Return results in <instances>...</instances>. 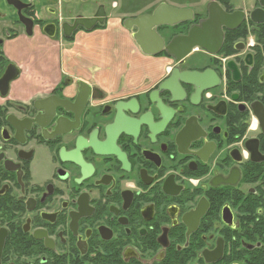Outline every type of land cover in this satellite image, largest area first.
Instances as JSON below:
<instances>
[{"label": "flooded vegetation", "instance_id": "1", "mask_svg": "<svg viewBox=\"0 0 264 264\" xmlns=\"http://www.w3.org/2000/svg\"><path fill=\"white\" fill-rule=\"evenodd\" d=\"M97 32L134 87L73 75ZM0 264H264V0H0Z\"/></svg>", "mask_w": 264, "mask_h": 264}, {"label": "crops", "instance_id": "2", "mask_svg": "<svg viewBox=\"0 0 264 264\" xmlns=\"http://www.w3.org/2000/svg\"><path fill=\"white\" fill-rule=\"evenodd\" d=\"M119 28V25L113 26ZM117 41L106 32L78 35L70 45L67 59L69 67L75 77H83L106 92H116L122 89L121 85L134 87L135 78L139 77V70L126 73L124 66L108 63L107 51L114 47ZM100 51L103 53L100 54ZM91 54V55H90ZM86 55L88 59L86 60ZM133 73V74H132ZM126 76V77H125ZM124 87V86H123Z\"/></svg>", "mask_w": 264, "mask_h": 264}, {"label": "water", "instance_id": "3", "mask_svg": "<svg viewBox=\"0 0 264 264\" xmlns=\"http://www.w3.org/2000/svg\"><path fill=\"white\" fill-rule=\"evenodd\" d=\"M191 15H192L191 10L170 9L169 14H168L169 20L162 21L161 20L162 14L159 11H157L152 16L140 17L138 19H135L132 23L138 27H142V26L147 27L150 32H153L156 35V31H154V28H156L158 26H162V25H168V26L174 27V26L179 25L181 23L191 21L192 20ZM87 21L88 20H86V22ZM126 25L128 27L130 26L129 21H126ZM211 25H212V23L209 21L207 24L203 25V28H209ZM90 28L91 27H88V29H90ZM196 33H197V27H194L190 30V33L188 36L174 38L172 40V42L165 48V51L167 52V54L171 58L175 59L177 62H180V61L186 59L190 54H192L193 50L197 47H200V48H202V49H204L210 53L211 49L208 45L203 44V43H197L196 41H194V39L196 38L195 37ZM185 43L187 46L183 47V44H185ZM139 44L141 45L140 42H139ZM141 47L143 48L145 54H148L151 56H157L160 53V51H158V50L154 51V52L146 51L145 48L143 47V45H141ZM177 73H178V71H176L175 74L177 75ZM192 75H194V74H192ZM192 75L184 74V75L180 76V79L182 81H184L187 78H190ZM83 86L85 88L92 89L91 85L86 84Z\"/></svg>", "mask_w": 264, "mask_h": 264}, {"label": "rangeland", "instance_id": "4", "mask_svg": "<svg viewBox=\"0 0 264 264\" xmlns=\"http://www.w3.org/2000/svg\"><path fill=\"white\" fill-rule=\"evenodd\" d=\"M112 23L117 25L118 22L116 21V23H115V22L112 21ZM116 28H117V26H116ZM101 53H102V52L100 51V54H101ZM112 53H114V52H112ZM90 55H91V54H90ZM102 55H103V53H102ZM88 57H89V56L86 55V60H90V59H88ZM114 57H116V55H114ZM194 58H195V57H194ZM108 59H109V57H108ZM120 62H121V61H120ZM108 63H110V59L108 60Z\"/></svg>", "mask_w": 264, "mask_h": 264}]
</instances>
